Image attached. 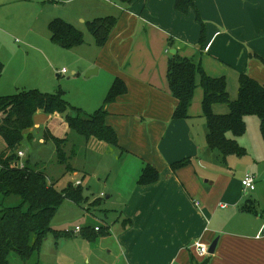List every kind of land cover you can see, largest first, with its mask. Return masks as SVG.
Instances as JSON below:
<instances>
[{
    "label": "crops",
    "instance_id": "crops-1",
    "mask_svg": "<svg viewBox=\"0 0 264 264\" xmlns=\"http://www.w3.org/2000/svg\"><path fill=\"white\" fill-rule=\"evenodd\" d=\"M66 1L63 19L75 26L76 21L83 24L110 15L106 3L114 4L116 24L105 45H94L92 50L90 67L98 68L95 74L102 73V78L91 101L101 107L115 78L125 81L127 92L104 104V109L107 123L118 134L124 166L116 176L122 180L125 172L133 176L127 194L121 193L123 186L118 189L122 209L102 228L105 234L94 227L91 232L99 235L94 241L88 239L92 246L86 255H69L66 261L78 264L83 256L90 263L96 251H106L120 264H192L193 259L202 262L208 257L209 264H264V134L260 118L246 117L247 129L237 137L245 154L228 155L226 172L207 188L192 162L176 171L171 168L173 162L207 153L209 148L201 76H197L195 97L185 119H173L177 101L167 80L171 50L176 49L183 57L196 58L210 76L225 77L232 100L238 97L242 72L264 83V0H194L195 7L188 13L177 10L176 0H134L130 5L121 0ZM4 3L0 0V8ZM47 18L48 24L54 19ZM7 43L6 36H1L0 95L21 90L25 73ZM61 74L58 70L57 76ZM213 111L227 114L230 108L216 103ZM146 163L155 165L160 177L155 183L141 185L138 179ZM247 173L256 178L252 191L242 185ZM217 238L214 253L198 254L197 241L210 247ZM65 239L55 238L56 247ZM34 258V264H43L41 249Z\"/></svg>",
    "mask_w": 264,
    "mask_h": 264
},
{
    "label": "trees",
    "instance_id": "trees-1",
    "mask_svg": "<svg viewBox=\"0 0 264 264\" xmlns=\"http://www.w3.org/2000/svg\"><path fill=\"white\" fill-rule=\"evenodd\" d=\"M121 1L130 5L134 0ZM191 7H195L194 0H176V8L180 12L188 13ZM115 24L114 15L87 21V27L94 36L97 46L105 45ZM48 29L51 40L62 47L73 48L85 44L83 31L61 17L51 20ZM3 67L0 61V77ZM198 75L201 76L200 83L204 91L202 110L207 124V146L211 150L219 151L224 160L231 154L244 155L246 150L239 144L237 137L243 135L247 129V116L254 115L260 118L264 134V83L242 72L239 77L238 97L232 100L225 77L210 76L196 58L183 57L179 53L171 54L167 80L177 101L173 119L189 117ZM127 89L123 79L115 78L104 104L114 102L125 94ZM216 103L227 104L230 108L229 113L216 114L213 111V105ZM104 104L94 113L87 114L82 108L69 103L63 97L62 90L49 93L38 89H21L16 93L0 96L2 116L0 135L6 143V147L0 152V264H10L12 253L20 256L21 264H31L29 261L38 255L43 241L49 234H54L57 240L62 237L68 238L69 233L52 227V220L65 199L79 205L85 200L82 186L74 187L69 184L62 190L57 189L56 184L49 180L46 172L40 169L38 164H31L30 158L23 159L24 167L20 166L18 151L22 150L21 145L26 137L33 138L31 130L34 128L35 114L39 110L46 114L60 113L69 128L83 136L87 142L95 139L118 147V134L106 121L107 112ZM44 136L55 144L59 163L66 164L68 168L63 146L69 139L54 135L48 128H45ZM191 162V158H184L173 162L171 168L176 171ZM159 177L158 168L146 163L138 183L141 185L155 183ZM10 196H18L21 203L5 205V199ZM90 228L84 232V236L94 241L99 233L95 231L92 233ZM98 231L101 235L105 234L101 227ZM192 261V264H209L210 257L202 262L194 259Z\"/></svg>",
    "mask_w": 264,
    "mask_h": 264
},
{
    "label": "rangeland",
    "instance_id": "rangeland-1",
    "mask_svg": "<svg viewBox=\"0 0 264 264\" xmlns=\"http://www.w3.org/2000/svg\"><path fill=\"white\" fill-rule=\"evenodd\" d=\"M2 1L5 3L0 8V37L6 36L8 50L10 48L12 58L25 70L21 81L22 86H19V89H38L49 93L62 90L63 97L73 106L82 108L87 114L94 113L98 107L91 100L98 88L102 73L87 76V72L92 70L90 67L94 55L92 50L95 48L94 45L96 46L94 36L87 27V22L81 24L76 21V27H79L84 33L85 44L65 48L51 40L45 15H50L47 19L64 18L62 6L66 4V0H62L60 3L57 0ZM107 4L111 10L105 11H109L110 15H115L114 4ZM3 27H7L8 32H5ZM62 69H67L68 72L57 76L58 70ZM59 114L37 113L34 116L35 124L31 130L33 138L26 137L21 145V149L25 151L23 158L24 160L30 158L33 165L38 164L59 190L66 188L69 184L74 187L82 186L85 200L80 205L69 199H65L60 204L52 220V227L69 233L70 236L62 240L58 244V248L55 245L54 234L48 235L41 245L43 264H75L72 260L66 261L69 259V255H86L92 243L90 245L84 232L89 227H91V231L94 230V227L106 228L115 219L117 212L122 209L121 204L123 203L118 201L121 198L118 195L120 191L118 189L123 186L121 193L125 195L129 187L131 189L133 185V176L129 174L130 172L124 173L126 175L123 180L116 176L118 170L124 167L118 147L95 139L87 142L83 136L71 130ZM1 119L0 115V121ZM204 122L206 130V120ZM45 128H48L49 132L56 136L69 139L63 146L68 159V168L66 164L59 163L55 144L44 136ZM230 136L232 135L230 134ZM5 147V140L0 135V152ZM190 158L198 177L207 188H210V185L213 187L228 167V163L224 161L221 153L210 148L207 149V153L201 152L198 156ZM108 162L111 165L108 166ZM109 169H111L110 176L107 175ZM211 180L213 182L210 184L206 182ZM4 203L5 205H18L21 203V199L18 196H10L5 199ZM77 227L82 230L76 231ZM109 240H112L113 243V239ZM29 262L34 264L35 258ZM21 263L20 256L12 253L10 264ZM78 264L120 263L116 256H110L106 251L103 253L96 251L92 255L90 263L81 256L78 259Z\"/></svg>",
    "mask_w": 264,
    "mask_h": 264
},
{
    "label": "built area",
    "instance_id": "built-area-1",
    "mask_svg": "<svg viewBox=\"0 0 264 264\" xmlns=\"http://www.w3.org/2000/svg\"><path fill=\"white\" fill-rule=\"evenodd\" d=\"M62 73H67V69H62L61 70ZM25 156V151L23 150H19L18 151V157L20 158L19 164L21 167H24V162H23V157ZM242 185L244 187V189L252 191L256 188V178L254 176V174L252 173H247L244 178L242 179ZM198 204V202H197ZM96 230H99V227H95ZM82 230V228L77 227L76 231H80ZM195 248L198 252L199 255L201 256H207L209 253V246H207L206 244L197 241L195 243Z\"/></svg>",
    "mask_w": 264,
    "mask_h": 264
},
{
    "label": "water",
    "instance_id": "water-1",
    "mask_svg": "<svg viewBox=\"0 0 264 264\" xmlns=\"http://www.w3.org/2000/svg\"><path fill=\"white\" fill-rule=\"evenodd\" d=\"M171 53L172 54H175V53H177V50L176 49H172L171 50ZM98 72V68H94V69H92V70H89L88 72H87V76H91L92 74H95V73H97ZM16 149H18V147H16ZM217 243H218V238L210 245V247H209V253L210 254H212V253H214L215 252V250H216V247H217Z\"/></svg>",
    "mask_w": 264,
    "mask_h": 264
}]
</instances>
